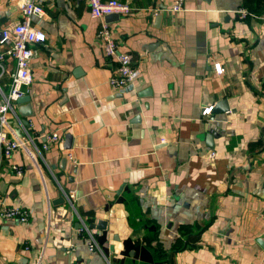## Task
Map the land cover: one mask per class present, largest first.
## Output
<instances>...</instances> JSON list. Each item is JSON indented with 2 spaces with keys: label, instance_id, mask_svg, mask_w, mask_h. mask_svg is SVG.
<instances>
[{
  "label": "crops",
  "instance_id": "0c3cea01",
  "mask_svg": "<svg viewBox=\"0 0 264 264\" xmlns=\"http://www.w3.org/2000/svg\"><path fill=\"white\" fill-rule=\"evenodd\" d=\"M122 1L134 10L115 21L87 0H53L33 18L47 34L26 94L34 114L26 124L16 107L9 122L40 148L52 132L63 141L10 160L0 150V210L31 214L0 217V264H264V0H185L182 12ZM21 19L20 0H0V40ZM104 22L141 71L126 93L110 85ZM222 100L230 110L214 112ZM99 220L91 250L79 229Z\"/></svg>",
  "mask_w": 264,
  "mask_h": 264
},
{
  "label": "built area",
  "instance_id": "2783aa9c",
  "mask_svg": "<svg viewBox=\"0 0 264 264\" xmlns=\"http://www.w3.org/2000/svg\"><path fill=\"white\" fill-rule=\"evenodd\" d=\"M53 0H20L22 10V19L18 23L7 26L3 29V36L0 40V150L2 157L10 160L14 154L24 148L30 155L36 152L42 154V151L51 149L53 146L60 145L63 141L59 132L47 134L43 147L36 145L31 135L18 137L14 134L9 122L11 112L15 113L16 104L19 98L26 95L30 86L33 84L34 77L32 73V60L36 55V45L41 44L47 38V34L33 26L32 21L36 16H42L45 11V4ZM90 7V14L94 18L102 19L110 14L128 15L134 8L130 3L122 0H87ZM171 10L182 12L185 9V0H172ZM247 12H243V14ZM98 38L103 43L104 53L113 58L118 63L116 74L110 78V85L121 93L132 90L141 71L134 65V55L131 51H122L119 43L114 38L111 27L108 23H103ZM14 62V68H8V61ZM216 70L222 72L220 64H216ZM11 74V87L6 92L1 85L2 78ZM213 106L206 108L205 112L210 114ZM212 156L216 153L212 152ZM70 157L71 154H69ZM12 168L18 175H22L24 170L22 166L12 163ZM30 211L20 207L4 206L0 210V217L14 218L20 222L26 223L30 218ZM80 233H89L92 241L91 250L97 248L94 229H91L86 223L79 229ZM29 248V247H27Z\"/></svg>",
  "mask_w": 264,
  "mask_h": 264
},
{
  "label": "water",
  "instance_id": "95a60500",
  "mask_svg": "<svg viewBox=\"0 0 264 264\" xmlns=\"http://www.w3.org/2000/svg\"><path fill=\"white\" fill-rule=\"evenodd\" d=\"M121 17V15L119 14H110L106 16V20L107 21H115V20H119ZM3 32H1V35ZM31 97L29 95H24L23 97L19 98L17 101V110L18 112L25 117L26 119L24 120L26 124H28L27 118L29 116H32L34 114V107L32 105L31 102ZM230 110V107L228 105V101L227 100H222L220 102H218L215 106L214 112L216 113H227ZM214 136V135H213ZM211 138V136H210ZM72 141H73V136L71 133H68L66 135V141L64 144V148L66 149H70L72 147ZM211 146H213V143H210ZM63 163L66 162V159H64L62 161ZM67 198L65 197L64 193L62 191L59 192V196L56 200H54V204L56 203H63L66 202ZM107 222L104 220H99L97 223H93L90 224V228L91 229H95V230H106L107 229Z\"/></svg>",
  "mask_w": 264,
  "mask_h": 264
}]
</instances>
